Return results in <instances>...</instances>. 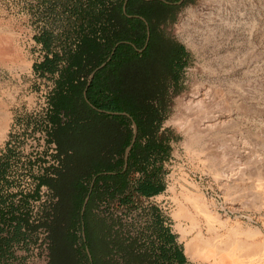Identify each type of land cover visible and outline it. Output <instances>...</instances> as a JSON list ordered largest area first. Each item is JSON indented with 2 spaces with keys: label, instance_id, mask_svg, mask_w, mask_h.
<instances>
[{
  "label": "rangeland",
  "instance_id": "obj_1",
  "mask_svg": "<svg viewBox=\"0 0 264 264\" xmlns=\"http://www.w3.org/2000/svg\"><path fill=\"white\" fill-rule=\"evenodd\" d=\"M68 1L75 0H0V186L13 195L16 204L22 195L31 196L27 209L33 224L44 222V215L57 201L49 186L37 187L43 177H55L60 168L49 119V101L57 74L42 76L35 70L46 55L37 38L44 35L42 32L53 36V48L60 56V46L74 50L76 37L72 32L78 21L70 7H63ZM200 1L183 0L159 26L164 36L186 53L178 82L169 77L160 109L163 118L157 138L168 152L159 160L161 172L157 180L163 191L149 198L134 194L128 204H121L119 196L102 199L93 209L105 223L110 239L125 245L134 242L137 252L150 255L151 264H156L154 260L159 255L160 228L174 237L185 264H189L185 244L198 233L211 236L214 226L223 236L236 228L240 234L255 231L264 238V180L250 183L248 179L252 167L261 163L264 166V147L257 142L264 137V0H215L219 4V10L211 17L215 37L207 45L194 33L199 21L186 14ZM181 20L187 32L177 34L175 27ZM196 67L204 69L197 75L198 80L222 84L225 94L230 83L236 85L232 91L248 109L238 117L236 133L243 141L238 158L222 167L224 171L232 169L233 173L243 174L240 191L237 187L224 191L214 171L206 166L204 156L189 150L176 129L168 124L176 99L192 82L189 70ZM140 177L138 172L130 174V191ZM245 190L255 193L254 198H244ZM223 218L226 222H222ZM77 246L80 248V240ZM14 251L18 260L13 264H50L48 230L39 228L29 234L26 246L19 243ZM105 259L123 263L117 250Z\"/></svg>",
  "mask_w": 264,
  "mask_h": 264
},
{
  "label": "trees",
  "instance_id": "obj_2",
  "mask_svg": "<svg viewBox=\"0 0 264 264\" xmlns=\"http://www.w3.org/2000/svg\"><path fill=\"white\" fill-rule=\"evenodd\" d=\"M162 1L179 0H127L124 12L125 0L68 1L63 7H70L78 21L72 32L74 50L60 46V56L53 48V36L42 32L37 38L46 55L35 70L42 76L57 74L49 119L50 137L60 159L56 176L43 177L37 188L49 186L57 201L44 215V222L33 224L27 209L31 196L22 195L16 204L13 195L0 186V264L17 261L15 246L22 243L25 247L29 234L39 228L49 232L50 264H117L105 259L114 250L121 254L122 264H151L150 255L137 252L134 242L125 245L110 239L105 223L93 209L102 199L119 196L121 204H128L134 194L149 198L164 189L157 180L159 160L168 153L157 138L163 118L160 109L169 77L178 82L186 53L159 29L175 9ZM140 18L149 26L145 49L146 26ZM110 56L86 90L94 110L85 102L83 91L91 72ZM131 120L138 133L123 171L124 151L132 139ZM133 172L141 177L130 191ZM158 230L161 245L156 264H185L174 237L163 228Z\"/></svg>",
  "mask_w": 264,
  "mask_h": 264
},
{
  "label": "bare ground",
  "instance_id": "obj_3",
  "mask_svg": "<svg viewBox=\"0 0 264 264\" xmlns=\"http://www.w3.org/2000/svg\"><path fill=\"white\" fill-rule=\"evenodd\" d=\"M216 10H219V4H217V1L215 0H201L197 7L186 10L187 16L189 15L190 18L193 17L199 21L200 26L196 28L194 33L200 37V42H203L206 45L211 44L212 41H214L215 27L211 26L212 24L211 17L214 14V11ZM175 32L177 34L180 33L183 34L187 32V27L186 25H184L182 20L175 27ZM187 39L189 40L191 39V36H188V34H187ZM203 70L204 69L202 67H196L194 69L189 70L188 75L192 77V82L189 83L186 90L176 99L175 111L171 119L168 121V124L172 125L176 129L177 133L184 139L185 146L189 150H191L194 154L204 156V159L208 163L206 166L214 171L215 176L219 181V184L221 185V187H223L224 191L228 192L230 189L234 187H237L235 189H238V186L240 185L239 181H241L242 179L241 177H243V174L241 172L233 173L232 169L229 171L225 169L224 171L222 170V167L225 166V164L227 163L230 164V162L236 159L237 155L240 153L239 146L243 144V141L242 138L239 136L240 133L239 134L238 132L236 133L239 124L238 117H240L242 114L247 113L248 109L244 104V102H242L239 98H237V96L233 93L232 89L236 87V85H234L233 83H230L228 94H225L222 84H208L198 80L197 75L199 73L202 74ZM257 142H259L261 146L258 145L259 143L257 144ZM257 142L255 140V144L257 146H260L261 148L264 147V137H261L260 140ZM261 164L258 167H256V165L255 167H252L254 169L251 168V173L248 178L250 179L249 180L250 183H252L253 181L256 182V181L264 180V166H262ZM238 178L239 180L238 182H236ZM242 180L244 181V179ZM245 192H246V196H244V198L246 197L249 199L254 198L253 195L255 193L253 194V192H251L250 190H245ZM243 195L244 194H242V196ZM242 196L240 198H242ZM230 199L231 201L233 200L232 198ZM175 200L177 199L175 198ZM186 203L189 205L190 202L188 203L186 201ZM194 222L193 225H195ZM222 222H226V218H223ZM209 228L211 229L212 226L210 225ZM228 232H230V234L236 235L237 229L231 228ZM196 239H198L197 241H199V244L195 248L196 249L195 253L201 255L202 248H200V245L203 241L201 234L198 233L195 240ZM207 241L208 239L203 241L205 245L207 244L206 249L215 250L216 248V250H219V254H220L221 248L218 249L219 245L217 246V244L213 242L207 243ZM214 252L216 253V251ZM222 255H226V254H222Z\"/></svg>",
  "mask_w": 264,
  "mask_h": 264
},
{
  "label": "crops",
  "instance_id": "obj_4",
  "mask_svg": "<svg viewBox=\"0 0 264 264\" xmlns=\"http://www.w3.org/2000/svg\"><path fill=\"white\" fill-rule=\"evenodd\" d=\"M214 228L213 232H211V237L204 236V234H201V236L203 241L208 239L207 243L213 242L216 243L217 246L219 245L218 249L221 248L220 254L219 250H216V248L215 250L206 249L207 244L205 245L203 241L200 245V248H202V254L198 255L195 253V248L199 244V241H197L198 239L195 240L197 237L196 236L189 243L185 244V257L187 258L189 264H264V238L257 236L256 232H245L243 234L236 232V235L227 233L223 236L221 230L218 227L214 226ZM177 233L179 236H181L179 232ZM214 251H216V253ZM222 254H226L227 256Z\"/></svg>",
  "mask_w": 264,
  "mask_h": 264
},
{
  "label": "water",
  "instance_id": "obj_5",
  "mask_svg": "<svg viewBox=\"0 0 264 264\" xmlns=\"http://www.w3.org/2000/svg\"><path fill=\"white\" fill-rule=\"evenodd\" d=\"M127 0H125V3H126ZM144 1H147V0H144ZM125 3L123 5V12L125 11ZM183 3V0H180L178 1L176 4V6H180L181 4ZM144 23H145V26H146V41H145V45L143 47V49L146 48L147 46V43L149 41V37H150V34H149V27H148V24L147 22L143 19V18H140ZM118 46V44H116L115 48ZM115 48L112 50L111 52V56L114 54V51H115ZM142 50L139 51V53H141ZM111 56L107 59L106 62L102 63L100 66H98L97 68H95L91 74L88 76V81H87V84H86V87L83 91V97H84V100L85 102L94 110H96L92 105H90L86 99V90L87 88L89 87V85L91 84L93 78H94V75L97 71H99L100 69H102L103 67H105L106 63L109 62ZM100 113H106V114H109V115H114L113 113H109V112H103V111H99ZM123 116L127 117V118H130L128 114L126 113H122ZM131 123H132V139H131V142L129 144V146L126 147L125 151H124V156H123V160H124V167H123V171H125V169L127 168V160H128V157H129V154L132 150V147L136 141V138H137V127H136V124L131 120ZM88 202V197L85 199V202L83 204V207H82V211H81V214L83 213L84 209H85V206ZM84 236V235H83ZM90 257V256H89Z\"/></svg>",
  "mask_w": 264,
  "mask_h": 264
},
{
  "label": "flooded vegetation",
  "instance_id": "obj_6",
  "mask_svg": "<svg viewBox=\"0 0 264 264\" xmlns=\"http://www.w3.org/2000/svg\"><path fill=\"white\" fill-rule=\"evenodd\" d=\"M148 1V0H147ZM151 1H160V0H151ZM180 1V0H179ZM163 3H165V4H167V5H169V6H176V5H174V4H176L177 2H173V3H170V2H166V1H162ZM108 200V199H107ZM121 200V199H120Z\"/></svg>",
  "mask_w": 264,
  "mask_h": 264
}]
</instances>
